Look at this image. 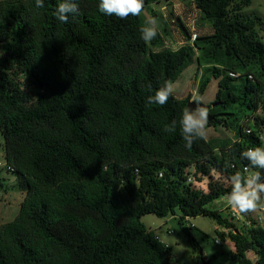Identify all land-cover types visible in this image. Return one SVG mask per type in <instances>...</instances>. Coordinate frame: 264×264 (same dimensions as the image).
<instances>
[{"label": "trees", "instance_id": "16d2710c", "mask_svg": "<svg viewBox=\"0 0 264 264\" xmlns=\"http://www.w3.org/2000/svg\"><path fill=\"white\" fill-rule=\"evenodd\" d=\"M189 1L213 31L177 52H154L160 36L140 38L141 15L105 16L98 0H77L67 24L52 15L56 0L43 9L34 0L0 1V132L14 187L25 194L16 219L0 227V264H173L174 248L142 218L177 211L196 253L187 223L208 217L228 230L238 264H264L261 219L238 227L212 208L248 165L240 153L264 146L263 20L243 14L252 0ZM160 2L144 0L143 11ZM175 24L190 37L181 19ZM194 49L215 63L198 85L203 97L218 80L215 101L200 105L208 127L238 129V140L219 151L207 140L187 149L178 123L164 130L191 96L146 102L194 63ZM205 181L206 191L195 186Z\"/></svg>", "mask_w": 264, "mask_h": 264}, {"label": "rangeland", "instance_id": "374dc122", "mask_svg": "<svg viewBox=\"0 0 264 264\" xmlns=\"http://www.w3.org/2000/svg\"><path fill=\"white\" fill-rule=\"evenodd\" d=\"M2 1V0H0ZM170 6H172L173 14H170ZM244 15H249L260 18L264 21V0H252L251 6L243 10ZM141 18L146 24L147 21L155 18L160 42L151 46L154 52L170 51L177 52L181 48L186 47L188 36L181 27L176 26L177 19H181L183 25L189 34L196 33L199 36L210 35L213 31L209 22L204 20L202 13L195 7L183 0H175L169 3L161 0L160 3L152 5L149 9H145L141 13ZM258 28L259 36L264 42V23ZM195 58L194 63L187 68L174 83L173 95L178 99H185L192 97L190 102H193V96H198V85L200 80L208 74L206 71L212 68L215 63L206 62L199 50L194 49ZM241 73V72H240ZM224 78V76H222ZM218 91V80L212 79V82L203 96V103L211 105L215 99ZM249 112L243 113V121L241 124L247 122ZM241 116V117H242ZM238 129L231 130L220 128H212L207 126V141L219 151L220 148L228 147L238 140ZM15 177L8 172L5 160L4 151V136L0 132V227L12 222L16 219L20 212L21 205L25 199V194L18 191L14 187ZM198 189L207 190L206 183H196ZM213 208L221 211L229 217H236L233 221L238 227H242L244 223H248V217L254 219H261L264 227V213L263 208H258L255 211H250L249 215L233 213L223 203L213 204ZM181 213L177 211L176 217L169 216L167 218H158L155 215H146L142 218V222L148 229L157 233L159 238L166 244L174 248V262L173 264H203L209 261V264H238L233 259L235 253V246L228 238V230L218 227L216 222L208 217H197L191 219L187 225L193 226L192 233L201 247L200 252H195L189 244L188 239L181 229L178 219ZM223 233L225 240L217 235L216 231ZM218 241L220 244H217ZM199 255L204 256V260L199 258ZM251 259L254 257L250 254Z\"/></svg>", "mask_w": 264, "mask_h": 264}, {"label": "clouds", "instance_id": "9594fccd", "mask_svg": "<svg viewBox=\"0 0 264 264\" xmlns=\"http://www.w3.org/2000/svg\"><path fill=\"white\" fill-rule=\"evenodd\" d=\"M36 9L45 7V0H34ZM97 9L105 16H115L125 19L131 16H139L144 9V0H98ZM79 12L77 0H56L52 15L61 24H67L70 17ZM155 18L146 22L140 29V38L147 44L154 40L157 35ZM174 84L166 81L162 87L155 90L154 94L147 97V104L164 106L169 98L173 96ZM203 97L193 96L197 104L195 109H185L177 122L173 120L170 125L165 126L166 132H175L177 123L180 133L186 142L185 147L191 149L196 140L207 139V126L209 123V110L200 106ZM243 160L248 162L243 173L236 171L230 176L231 191L225 196L227 207L237 214H245L264 208V146L248 148L240 153ZM189 177V181H191ZM206 183V181H205Z\"/></svg>", "mask_w": 264, "mask_h": 264}, {"label": "built area", "instance_id": "2783aa9c", "mask_svg": "<svg viewBox=\"0 0 264 264\" xmlns=\"http://www.w3.org/2000/svg\"><path fill=\"white\" fill-rule=\"evenodd\" d=\"M198 36L199 35L196 34V33L190 34V37H188V40L186 41V43H187L186 46H188V47H194V44L197 41ZM228 76L233 77V78H236V77L239 76V74L233 73V72H229L228 73ZM263 211H264V208H263ZM216 242H217V244H220L218 241H216Z\"/></svg>", "mask_w": 264, "mask_h": 264}, {"label": "water", "instance_id": "95a60500", "mask_svg": "<svg viewBox=\"0 0 264 264\" xmlns=\"http://www.w3.org/2000/svg\"><path fill=\"white\" fill-rule=\"evenodd\" d=\"M187 3H189L190 1L189 0H187L186 1ZM172 6H170V11H172ZM143 11V10H142ZM188 106H189V110H192V109H195L196 108V106L192 103V102H190L189 104H188ZM209 120H211V118H209Z\"/></svg>", "mask_w": 264, "mask_h": 264}, {"label": "crops", "instance_id": "0c3cea01", "mask_svg": "<svg viewBox=\"0 0 264 264\" xmlns=\"http://www.w3.org/2000/svg\"><path fill=\"white\" fill-rule=\"evenodd\" d=\"M188 39V38H187ZM193 65V64H192ZM226 200H223V201H220V202H216V203H214V204H218V203H223V202H225ZM212 208H213V204H212Z\"/></svg>", "mask_w": 264, "mask_h": 264}]
</instances>
